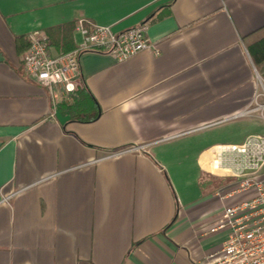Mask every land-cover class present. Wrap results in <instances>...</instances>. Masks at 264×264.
Returning <instances> with one entry per match:
<instances>
[{
  "label": "crops",
  "instance_id": "obj_1",
  "mask_svg": "<svg viewBox=\"0 0 264 264\" xmlns=\"http://www.w3.org/2000/svg\"><path fill=\"white\" fill-rule=\"evenodd\" d=\"M80 19L147 24L151 47L84 52L76 90L55 98L15 40L75 49ZM263 34L264 0H0V264H208L216 217L250 196L213 199L202 182L214 145L264 134L245 114L262 102L248 45Z\"/></svg>",
  "mask_w": 264,
  "mask_h": 264
},
{
  "label": "built area",
  "instance_id": "obj_2",
  "mask_svg": "<svg viewBox=\"0 0 264 264\" xmlns=\"http://www.w3.org/2000/svg\"><path fill=\"white\" fill-rule=\"evenodd\" d=\"M147 29V24L119 32L110 25L92 24L88 28L85 20L80 19L76 31L82 35V41L75 49L54 55L46 39L37 37L31 40L23 61L28 74L48 87L55 98L58 87L70 95L80 81V57L84 52L108 53L119 62L127 61L151 47ZM256 111L264 119V103L258 101L245 114ZM208 172L239 179L240 185L233 192H247L250 196L224 206L216 217L208 232L222 231L225 240L218 251L207 257V263L264 264V134L253 135L239 144L214 145L210 149Z\"/></svg>",
  "mask_w": 264,
  "mask_h": 264
},
{
  "label": "trees",
  "instance_id": "obj_3",
  "mask_svg": "<svg viewBox=\"0 0 264 264\" xmlns=\"http://www.w3.org/2000/svg\"><path fill=\"white\" fill-rule=\"evenodd\" d=\"M62 38H59L60 40H54L52 37L48 35V38L46 40L48 48L51 50V45H55L57 48L55 49L56 54L65 53L67 51H70L74 48V44L70 37H64V35H61ZM15 45L18 53L25 54L31 47V40L26 36H19L16 37ZM249 53L260 73L262 78L264 79V34L258 38L257 40L253 41L248 45ZM77 105L74 103L73 105L62 103L60 105V109L69 113H74L77 111ZM80 111V110H79ZM77 114V112H75ZM100 114V111L97 109L92 113H86V114H77L79 116V119L83 121H92L98 118ZM206 181L205 179L202 182V185H205Z\"/></svg>",
  "mask_w": 264,
  "mask_h": 264
},
{
  "label": "rangeland",
  "instance_id": "obj_4",
  "mask_svg": "<svg viewBox=\"0 0 264 264\" xmlns=\"http://www.w3.org/2000/svg\"><path fill=\"white\" fill-rule=\"evenodd\" d=\"M261 86H262L261 92L263 93V95L261 96L262 102H260V103H264V82L262 83ZM253 115H257L258 120L264 122V119L262 118L261 112H259V111L253 112ZM230 125H232V124H224V125H221L220 128H222V127L227 128ZM257 135H259V134H257ZM204 178L206 181V183L204 185L205 186V193H207V194L211 193V195L214 197L213 199H219L221 195H225L227 193L232 192L233 190L237 189L240 185V180L236 179L234 177H227V176L223 177L220 175L205 174ZM217 193H220V194H218V196H215ZM246 194H249V193H243V194L236 195L235 198H239V197L242 198L243 196H246ZM211 219L214 221V219L212 217L209 218V220H211Z\"/></svg>",
  "mask_w": 264,
  "mask_h": 264
}]
</instances>
